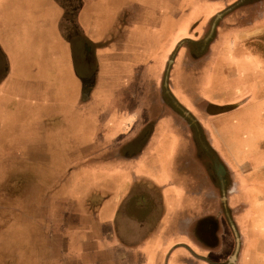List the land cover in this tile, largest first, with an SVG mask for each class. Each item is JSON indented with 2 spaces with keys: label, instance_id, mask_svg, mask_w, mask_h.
I'll return each mask as SVG.
<instances>
[{
  "label": "crops",
  "instance_id": "obj_1",
  "mask_svg": "<svg viewBox=\"0 0 264 264\" xmlns=\"http://www.w3.org/2000/svg\"><path fill=\"white\" fill-rule=\"evenodd\" d=\"M226 4L0 0V180H41L22 195L0 194L22 197L14 209L23 213L15 219L16 255L34 254L37 264L261 261L264 233L235 194L240 178L251 180L247 173L264 163V53L246 47L263 27L248 12L246 24H233L236 11L203 45ZM179 18L193 21L174 48L171 25ZM171 59L169 91L200 134L162 90ZM126 100L139 105L123 110ZM94 114L107 120L94 123ZM247 114L261 132L252 143ZM238 141L254 152L237 156ZM28 165H39L37 177Z\"/></svg>",
  "mask_w": 264,
  "mask_h": 264
},
{
  "label": "rangeland",
  "instance_id": "obj_2",
  "mask_svg": "<svg viewBox=\"0 0 264 264\" xmlns=\"http://www.w3.org/2000/svg\"><path fill=\"white\" fill-rule=\"evenodd\" d=\"M239 1H242L239 5H237L234 9H232L230 12L226 13V15L231 14V13H235L236 11L240 13V15H244V12L247 11V9L243 8V1L244 0H236L235 2H233L230 5H227V7H225L222 11L226 10L227 8L232 7L233 5L237 4ZM212 7L210 6H206V10H205V15H209L212 13ZM261 9H264V6L262 8H260V10H255V14H253V18H258L261 17V14H259V12L261 11ZM211 10V11H210ZM239 15V16H240ZM245 17V16H244ZM190 20V21H189ZM185 22V26L184 28L182 27L180 30L179 29V25L181 22ZM193 19H187L185 18L184 20H182V18L179 19H174L172 21V30L174 32V37H173V41H172V46L175 48L176 45L178 44L177 40L180 39L182 36H186L187 32H188V28H190V24L192 23ZM233 24H246V18L243 19H237L235 21L232 22ZM211 24V23H210ZM210 27V26H209ZM253 36H251V38L248 40H252L255 38H260L264 41V27L261 30H258L255 34H252ZM247 41V42H248ZM176 43V44H175ZM170 48V46L168 47V49ZM81 50L78 51V54H81L80 52ZM167 51H164L161 55L160 58H158V65L161 61H163L164 59V55L167 54ZM81 58L78 57L77 61L79 62V66H78V70L79 72L82 71L81 68V62L79 61ZM158 69V67H157ZM175 70V69H174ZM174 70L172 72V80L176 79ZM214 76L213 73L207 75L206 80H205V93H209V91L214 87ZM162 87V86H161ZM178 90V89H177ZM179 93V90L177 91ZM201 93V92H200ZM222 101V100H221ZM138 102V103H137ZM137 103V105H139V100L137 101H132V100H126L125 101V106L123 105V110L126 109V111H128V108H130V105ZM221 104L216 103L215 105H224L223 101L219 102ZM96 106V105H95ZM77 108V107H75ZM78 108H80L78 106ZM81 110V109H79ZM94 123H98L102 122V121H106L107 119H105L103 117V115H96L94 114ZM245 120L247 121V125L249 128H252L253 125L256 126V123L258 122V118L256 116H252L247 114L245 117ZM99 123V124H100ZM139 125V119L136 120V122L134 123V125L132 126V130H134L136 127H138ZM254 129L252 131H250L249 133V137H248V141L249 143H252V141L261 136V132L257 131L255 127H253ZM236 131L235 128L231 129V134H232V138L233 136L236 134L237 140L239 139L240 136V131L242 130L241 128H237L236 127ZM229 133L227 134V138L229 139ZM174 139V138H173ZM243 141H238L237 144L238 146L236 147V150H233L234 152L236 151L237 156L239 157H245L246 155H250L254 152V148L245 145L244 146ZM15 167L17 166H21V164L19 165H14ZM29 166V165H28ZM4 167V164H0V171H2V168ZM38 167L39 165H30L29 166V170L31 172H33V176L37 177V172H38ZM257 168L259 169V173H261L262 175H264V163L260 164L257 166ZM7 175V174H6ZM17 177L16 175L11 177L12 179ZM8 179V178H6ZM0 180V194H5L8 191L13 192V195H16V193L19 195H22L21 193L24 191L25 187H29V183L32 184L34 183H41V180L39 179H32L28 180L26 179H18L17 181L14 180ZM20 180V181H19ZM19 182V183H18ZM240 187L242 188V194H243V199L249 204V213L248 215H252L253 219H254V229H257L255 231H261L264 233V195L262 193H264V179H260V178H256L254 177L252 180H246L244 177L240 178ZM173 188L175 190H178V188L174 185ZM261 195V197H259ZM18 197V199L15 201H9V199L5 196V195H0V264H37V258L34 257L33 255H31L32 259H23L20 256L16 255V253H14L13 249L16 248V245H13V239L20 234V231L15 228L16 227V218L20 217L23 213L21 211L17 212L19 209H17V211H14L15 207L18 206V204H20V202L22 200V197L20 196H16ZM226 201L223 200L222 203H225ZM21 207V205L19 206ZM10 218L13 220L12 221V225L10 223H7ZM15 223V224H13ZM9 225V226H8ZM11 225V227H10ZM18 254V253H17ZM30 258V257H29ZM261 261H259L258 264H264V252L261 256ZM255 259H254V263H255Z\"/></svg>",
  "mask_w": 264,
  "mask_h": 264
},
{
  "label": "water",
  "instance_id": "obj_3",
  "mask_svg": "<svg viewBox=\"0 0 264 264\" xmlns=\"http://www.w3.org/2000/svg\"><path fill=\"white\" fill-rule=\"evenodd\" d=\"M242 1H239L237 4L233 5L230 8H227L226 10L222 11L221 13L217 14L211 21L210 24V30L208 35L204 38V40L202 41V44L205 45L208 40H210V38L212 37V33L213 30L216 27L217 22L223 17L225 16L226 13L230 12L232 9H234L237 5H239ZM171 64H172V59L168 62L167 67L165 69V73H164V77H163V81H162V90L164 92V94L166 95V97L168 98L170 107L173 109V111L181 114L187 121H189V123L195 128V130L197 131L198 134L199 133V128L197 125L196 120L193 118V116H191V114L185 109L183 108L178 101L175 99V97L171 94V92L169 91L168 88V80H169V71L171 68ZM225 200V197L222 196V201ZM238 251V246L236 245V248L234 250V253L231 257V261H233V259L235 258V255Z\"/></svg>",
  "mask_w": 264,
  "mask_h": 264
},
{
  "label": "flooded vegetation",
  "instance_id": "obj_4",
  "mask_svg": "<svg viewBox=\"0 0 264 264\" xmlns=\"http://www.w3.org/2000/svg\"><path fill=\"white\" fill-rule=\"evenodd\" d=\"M226 1H227V4L226 5H230L233 2H235L236 0H226ZM242 5H243V8L247 9L246 12H248V14L251 15L250 18H252L253 17V14H255V10H258L259 11L260 8H262L264 6V0H244ZM259 14H261V17H258V18H261V19L258 20L257 22L254 21V24L253 25L258 24L259 25L258 27H264V9H261V11L259 12ZM238 18L243 19L244 18V15H240ZM246 47L249 50H257V51H260L261 53H264V41L262 39H260V38H255V39H252V40L248 41L246 43ZM258 165H260V164L254 165L255 166L254 170L253 171H249L247 173V176L248 177L253 176V178L256 177V178H260V179L263 180L264 179V175H262L261 173H259V171H257V166ZM223 172L224 171H222L221 176L223 177V179H225L226 176L228 175V173L226 175V172H225V175H224ZM239 172H241V169H239ZM223 185H224V187H226L227 184L224 182ZM262 194L264 195V193H262ZM235 195L238 198H240V197L243 196L242 191L239 192V193H237V194H235ZM259 197H261V195ZM242 203L247 204L249 206V204L246 201L245 202H242Z\"/></svg>",
  "mask_w": 264,
  "mask_h": 264
}]
</instances>
